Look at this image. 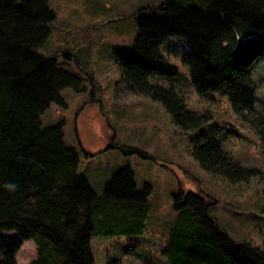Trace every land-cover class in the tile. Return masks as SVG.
<instances>
[{
    "label": "trees",
    "instance_id": "1",
    "mask_svg": "<svg viewBox=\"0 0 264 264\" xmlns=\"http://www.w3.org/2000/svg\"><path fill=\"white\" fill-rule=\"evenodd\" d=\"M47 0H0V264H16L24 241L37 245L30 264H94L92 232L141 234L148 211L146 191L135 190L127 168L97 195L78 173L77 152L63 140L62 124L42 128L51 103L63 104L64 88L80 80L39 52L54 19ZM133 48L117 57L118 87L159 102L175 125L196 130L210 112L187 109L172 88L150 82L174 77L160 54L168 37L185 40L183 62L200 94L228 96L236 117L247 123L264 151V117L254 106L255 61L264 55V0H164L141 8ZM190 155L206 173L230 183L249 181L259 171L235 161L202 134ZM177 220L162 255L169 264H264V248L235 241L208 215L206 196L174 197ZM123 228V229H121ZM105 264H121L106 258Z\"/></svg>",
    "mask_w": 264,
    "mask_h": 264
},
{
    "label": "rangeland",
    "instance_id": "2",
    "mask_svg": "<svg viewBox=\"0 0 264 264\" xmlns=\"http://www.w3.org/2000/svg\"><path fill=\"white\" fill-rule=\"evenodd\" d=\"M164 0H47L54 19L39 52L80 80L78 89L60 92L63 104L51 103L41 116L42 128L62 124L63 140L79 158L78 173L99 196L114 175L132 173L135 190L146 191L148 211L141 234L92 232L94 264L106 258L121 264H169L162 248L169 242L177 213L174 197L193 192L206 196L208 215L235 241L264 248V151L260 139L233 113L228 96L198 93L183 62L184 39L168 37L160 54L173 66L174 77L152 75L150 82L172 88L187 109L210 112L212 119L196 130L175 125L164 107L150 96L118 87L117 57L130 51L139 34L137 12ZM254 106L264 117V55L254 64ZM235 161L257 169L249 181L230 183L203 171L190 155L202 135ZM123 229V228H121ZM37 257L34 240L23 242L16 264Z\"/></svg>",
    "mask_w": 264,
    "mask_h": 264
}]
</instances>
